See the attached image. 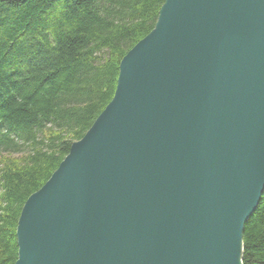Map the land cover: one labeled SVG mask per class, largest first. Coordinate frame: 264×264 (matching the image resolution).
Returning a JSON list of instances; mask_svg holds the SVG:
<instances>
[{
    "label": "water",
    "instance_id": "water-1",
    "mask_svg": "<svg viewBox=\"0 0 264 264\" xmlns=\"http://www.w3.org/2000/svg\"><path fill=\"white\" fill-rule=\"evenodd\" d=\"M263 192L264 0H164L22 206L14 264H242Z\"/></svg>",
    "mask_w": 264,
    "mask_h": 264
},
{
    "label": "trees",
    "instance_id": "trees-1",
    "mask_svg": "<svg viewBox=\"0 0 264 264\" xmlns=\"http://www.w3.org/2000/svg\"><path fill=\"white\" fill-rule=\"evenodd\" d=\"M163 3L0 0V264L16 262L22 206L111 101L120 60ZM242 264H264V192Z\"/></svg>",
    "mask_w": 264,
    "mask_h": 264
},
{
    "label": "rangeland",
    "instance_id": "rangeland-1",
    "mask_svg": "<svg viewBox=\"0 0 264 264\" xmlns=\"http://www.w3.org/2000/svg\"><path fill=\"white\" fill-rule=\"evenodd\" d=\"M14 157H19L20 155H13Z\"/></svg>",
    "mask_w": 264,
    "mask_h": 264
},
{
    "label": "bare ground",
    "instance_id": "bare-ground-1",
    "mask_svg": "<svg viewBox=\"0 0 264 264\" xmlns=\"http://www.w3.org/2000/svg\"><path fill=\"white\" fill-rule=\"evenodd\" d=\"M121 61V60H120Z\"/></svg>",
    "mask_w": 264,
    "mask_h": 264
}]
</instances>
